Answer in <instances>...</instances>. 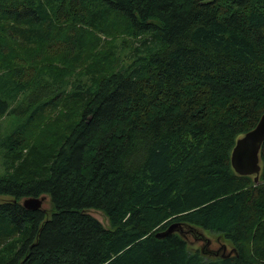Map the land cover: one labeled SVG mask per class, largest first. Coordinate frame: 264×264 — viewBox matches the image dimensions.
Here are the masks:
<instances>
[{
  "label": "trees",
  "instance_id": "trees-1",
  "mask_svg": "<svg viewBox=\"0 0 264 264\" xmlns=\"http://www.w3.org/2000/svg\"><path fill=\"white\" fill-rule=\"evenodd\" d=\"M263 112L264 0H0V264H264V142L230 164Z\"/></svg>",
  "mask_w": 264,
  "mask_h": 264
},
{
  "label": "water",
  "instance_id": "water-1",
  "mask_svg": "<svg viewBox=\"0 0 264 264\" xmlns=\"http://www.w3.org/2000/svg\"><path fill=\"white\" fill-rule=\"evenodd\" d=\"M264 142V112L260 115L257 123L253 128L238 137L230 153V164L233 171L239 175H251L254 182H259V174L261 171V163L259 151ZM45 199L44 195L38 197L25 198L22 201L24 208L28 210L42 209V203ZM193 225L175 221L170 223L164 230L155 233L157 238L165 237L173 232L178 233L181 237H185L186 233L200 237L204 242L201 245V253L210 256H230L232 253L237 254L236 249L232 247L227 253H218L208 250L210 239L206 237L200 229L197 230ZM199 231V232H198ZM226 249V245H222Z\"/></svg>",
  "mask_w": 264,
  "mask_h": 264
},
{
  "label": "rangeland",
  "instance_id": "rangeland-1",
  "mask_svg": "<svg viewBox=\"0 0 264 264\" xmlns=\"http://www.w3.org/2000/svg\"><path fill=\"white\" fill-rule=\"evenodd\" d=\"M112 38H113V36H112ZM115 40H102V42H103V47L109 52V46H110V44H112L113 42H114ZM98 50H99V48H98ZM110 54V53H109ZM111 61H114V57L113 56H111V57H106L105 59H104V62H102L101 64H100V66H102L103 64H104V68H109L112 64H111ZM9 121V119L8 118H4V117H2L1 119H0V123H7ZM45 196V199H44V201H43V203H42V209H44V210H46V211H49L50 212V210H51V208H52V204H51V202H50V200H49V197L47 196V195H44ZM4 197L2 196V195H0V200H4L3 199ZM22 201H23V199H22ZM92 216H94L95 218H97L102 224H103V226H105V227H108L109 226V223H108V219L106 218V216L103 214V212H101L100 210H96V209H90L89 211H88ZM50 215V213H48L47 214V217ZM201 231H202V233L206 236V237H208V238H211L212 240H213V242H216V240L218 239L219 240V242H220V244H225V245H227V248H228V250L227 251H229L231 248H232V245H231V243H229V241H227V240H225V239H223V238H221V237H219L217 234H215V233H213V232H210V231H206V230H203V229H201ZM192 240V238L190 237L187 241H188V244L192 247V248H201V246H200V243H198V244H192V243H190V241ZM201 250V249H200Z\"/></svg>",
  "mask_w": 264,
  "mask_h": 264
},
{
  "label": "flooded vegetation",
  "instance_id": "flooded-vegetation-1",
  "mask_svg": "<svg viewBox=\"0 0 264 264\" xmlns=\"http://www.w3.org/2000/svg\"><path fill=\"white\" fill-rule=\"evenodd\" d=\"M197 230H199V228ZM200 231H201V229H200ZM190 237L192 238V240L190 241V243H192V244L200 243V246H201L204 243L202 241V239H200V237L194 236V235H192L189 232L185 234L184 238L186 240H188ZM209 239H210V244L208 245V250L210 249L209 251H214V252H218V253H227L226 252L228 250L227 245H226V249H224V247L222 246L224 244H220L218 239L216 240V242H213V240L211 238H209ZM205 256L213 257V256H210V255H205ZM214 257H217V256H214Z\"/></svg>",
  "mask_w": 264,
  "mask_h": 264
}]
</instances>
